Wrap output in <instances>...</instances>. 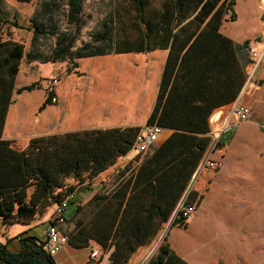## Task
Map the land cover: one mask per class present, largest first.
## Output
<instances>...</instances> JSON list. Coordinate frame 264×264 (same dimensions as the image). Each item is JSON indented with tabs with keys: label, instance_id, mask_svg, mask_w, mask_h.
Masks as SVG:
<instances>
[{
	"label": "trees",
	"instance_id": "trees-1",
	"mask_svg": "<svg viewBox=\"0 0 264 264\" xmlns=\"http://www.w3.org/2000/svg\"><path fill=\"white\" fill-rule=\"evenodd\" d=\"M84 1L66 0L68 28L62 29L55 23L46 24L36 16L30 18L32 38L53 37L54 43L48 53L29 51L26 61H70L72 66H76L74 61L83 57L167 49L157 99L145 125L156 124L171 129L172 133L152 153L143 157L136 173L137 185L134 186H139V179L166 176L171 169L176 180H183V164L195 161L206 144V138L196 134L208 131L206 116L209 110L232 101L245 79L249 41L236 44L218 31L232 1L126 0L132 10L136 33L128 34L121 27L119 5L100 21L99 28L90 39L76 47L75 42L86 24ZM41 3L46 11L56 6L53 0H41ZM0 21L24 28L15 20L3 18L2 13ZM23 56V44L9 39L0 40V226L26 223L41 215L49 206L66 199L68 202L77 186L68 184L66 180L72 178L83 184L87 178H94L114 165L132 150L141 128L118 126L48 134L30 138L24 145L2 138L13 93L36 86L33 83L14 88ZM124 196L122 191L116 193L113 204L118 202L117 208H120L122 201L119 200ZM105 198V195L92 196L96 211L90 223V234L103 247L108 245L110 238L104 214ZM182 203L191 204L185 200ZM152 206L156 209L153 214L125 215L127 226L122 236L115 240H118L115 244L117 261L125 260L136 247L149 241L161 224L168 221L170 209L162 205L160 208ZM152 206L145 204L144 208ZM132 208L139 210V192L125 202L127 213ZM75 214L74 210L70 218ZM183 221L177 211L171 224H182ZM84 230L83 222L77 221L73 234H83ZM65 234L69 237L68 233ZM19 242L17 253L10 252L6 244L0 243V264H56L37 236L24 234ZM147 264L186 263L172 253L165 235Z\"/></svg>",
	"mask_w": 264,
	"mask_h": 264
},
{
	"label": "crops",
	"instance_id": "crops-1",
	"mask_svg": "<svg viewBox=\"0 0 264 264\" xmlns=\"http://www.w3.org/2000/svg\"><path fill=\"white\" fill-rule=\"evenodd\" d=\"M257 4L261 15L257 32L251 37L221 31L222 22L232 18L229 12L218 31L236 44L248 40L249 47L259 49L264 44V0H258ZM167 54V49H153L144 53L130 51L83 57L74 61L76 66L70 63L66 71L61 65H54L50 78H59L55 89L57 100L51 103L48 99L46 104L45 89L50 78L44 84L41 82L42 66L46 62L21 61L15 76V90L33 83L36 86L12 95L2 138L24 145L22 141L48 134L91 128L142 127L157 99ZM122 57L126 59L116 62V58ZM244 73V82L235 98L209 110L208 131L196 134L205 137L206 144L195 161L183 164V180H176L171 169L166 176L139 179V186H134L139 163L146 155H136L134 150L102 172V183L99 175L94 177V194L105 186L104 214L109 243L103 247L91 234L84 238L76 232L70 238L67 236V243L52 254L56 264H116L119 261L115 240L127 226L125 215L153 214L156 209L152 205L155 208L162 205L170 209L169 221L177 205L184 200L194 204L195 211L182 224H170L165 234L166 243L180 260L186 264H264V58L256 67L246 63ZM235 103L249 109V118L229 130L219 129L226 122V111ZM171 133V129L162 128L149 154ZM204 159L221 161V166L208 168L202 164ZM121 191L125 196L119 200L122 204L117 208L118 202L113 204V201ZM137 192L139 210L132 208L127 213L125 202ZM145 204L152 208H144ZM95 211L96 208L93 215ZM53 212L54 206H49L26 223L1 225L0 243L17 253L21 235H35L44 242L45 229ZM168 221L119 264H147L156 250L157 233ZM61 230L66 232L64 225ZM89 239L96 242L88 243ZM91 246L98 250L95 257L90 256Z\"/></svg>",
	"mask_w": 264,
	"mask_h": 264
},
{
	"label": "rangeland",
	"instance_id": "rangeland-1",
	"mask_svg": "<svg viewBox=\"0 0 264 264\" xmlns=\"http://www.w3.org/2000/svg\"><path fill=\"white\" fill-rule=\"evenodd\" d=\"M56 5L52 10H44L42 7L41 0H0V13L3 18H7L10 21H17L23 25L24 28H16L11 24H5L0 21V40H13L21 43L24 46V56L22 62L26 61V54L30 51L35 53L37 51L42 53H48L53 47L54 38L39 36L36 39L32 38V30L30 27V18L36 16L38 19L43 20L46 24L55 23L62 29L68 28V24L65 20L66 13V0H53ZM232 4L229 9V13H232V18L227 21H223L221 24V31L228 32L232 35H238L243 37H251L257 32V22L261 15L260 8L257 4L258 0H230ZM120 6V16L122 17L119 21L121 27L128 34L136 33L134 22L132 21V10L126 3V0H85L84 1V14L86 16V24L82 28L78 39L75 42V46L78 47L83 41L90 39L92 33L99 28V23L102 19L108 16L110 11ZM115 7V8H114ZM229 19V18H227ZM126 59L125 57L116 58V62L119 60ZM20 61V62H21ZM70 61H57V62H46L42 66V80L44 84L47 82V78H50V69L54 65H61L62 69H66L70 65ZM14 94V93H13ZM212 124L214 125L213 121ZM150 152V151H149ZM147 153L145 156H147ZM134 160L132 161V165ZM101 183L103 182L102 175ZM94 178H87L83 184H78L72 178H68L66 182L77 186L75 191L70 196V200L67 202V206L64 209L63 215L66 218L64 229L69 234V238L73 235V229L77 221H82L85 230L81 234L84 238L90 237V231H92L91 221L93 219L95 201H93V182ZM80 185V186H78ZM105 193V186H101L97 189L94 195L101 197ZM78 206V209H76ZM76 211L73 218H70L71 214ZM167 228V223L163 229L157 233V242L159 236L162 234L164 229ZM118 241V240H117ZM96 242L93 239H89L88 243Z\"/></svg>",
	"mask_w": 264,
	"mask_h": 264
},
{
	"label": "built area",
	"instance_id": "built-area-1",
	"mask_svg": "<svg viewBox=\"0 0 264 264\" xmlns=\"http://www.w3.org/2000/svg\"><path fill=\"white\" fill-rule=\"evenodd\" d=\"M247 55L249 65L251 67H256L264 58V44L261 45L259 49L249 47ZM58 81V77L50 78L45 89L46 96L51 103H55L57 100L55 96V89ZM249 116L250 112L246 106L235 103L226 111V122L224 125L219 127V129L224 131L229 130L233 125L246 121ZM161 132L162 128L156 124L143 125L136 135L132 150L135 151L136 155H143L147 153L151 149L152 144L158 140ZM202 164L208 168L217 169L221 166V161L204 159ZM66 206L67 199L54 206V212L45 229L44 248L51 255L68 241L67 235L61 230V226L66 223V218L63 215ZM195 209L196 206L194 204L183 205V203L180 202L177 205L175 212L178 211L180 216L185 219L192 214ZM96 255H98V250L91 246L90 256L95 257Z\"/></svg>",
	"mask_w": 264,
	"mask_h": 264
},
{
	"label": "water",
	"instance_id": "water-1",
	"mask_svg": "<svg viewBox=\"0 0 264 264\" xmlns=\"http://www.w3.org/2000/svg\"><path fill=\"white\" fill-rule=\"evenodd\" d=\"M22 143H25V141H22ZM171 219H172V217L170 218V220H169L168 223H167V228H168L169 225L171 224ZM167 228H165L164 231L162 232V234L159 236L158 241H157V244H156L154 250H155V249L159 246V244L163 241V238H164V236H165V234H166ZM154 250L151 252V254L154 252ZM151 254H150V255H151Z\"/></svg>",
	"mask_w": 264,
	"mask_h": 264
}]
</instances>
